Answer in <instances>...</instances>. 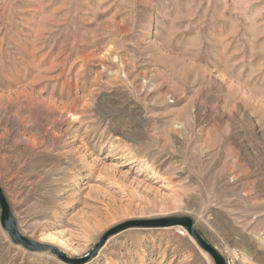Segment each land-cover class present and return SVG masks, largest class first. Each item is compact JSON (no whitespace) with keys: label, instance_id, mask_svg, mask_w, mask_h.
Instances as JSON below:
<instances>
[{"label":"rangeland","instance_id":"rangeland-1","mask_svg":"<svg viewBox=\"0 0 264 264\" xmlns=\"http://www.w3.org/2000/svg\"><path fill=\"white\" fill-rule=\"evenodd\" d=\"M0 189L69 259L188 217L225 264H264V0H0ZM96 258L214 264L178 226ZM0 264L67 263L0 221Z\"/></svg>","mask_w":264,"mask_h":264},{"label":"water","instance_id":"water-1","mask_svg":"<svg viewBox=\"0 0 264 264\" xmlns=\"http://www.w3.org/2000/svg\"><path fill=\"white\" fill-rule=\"evenodd\" d=\"M0 210L1 216L0 221L3 229L9 234L12 241L16 245H22L27 249L32 251H51L57 258L67 264H83L88 260L95 257L96 252L98 249L105 243V241L114 236L115 234L124 231L129 228H167V227H183L193 241L197 244V246L207 253L213 260L214 264H225L224 259L222 256L208 243H206L202 237L195 231L193 227V222L188 217H169V218H161V219H154V220H132L127 221L122 224H119L110 230H108L103 236L101 237L98 244H96L94 251L85 259H69L63 253H61L56 248L49 246V245H40L31 242L30 240L22 237L16 229V224L14 218L11 214L9 204L0 189Z\"/></svg>","mask_w":264,"mask_h":264},{"label":"bare ground","instance_id":"bare-ground-1","mask_svg":"<svg viewBox=\"0 0 264 264\" xmlns=\"http://www.w3.org/2000/svg\"><path fill=\"white\" fill-rule=\"evenodd\" d=\"M98 261H99V258H96V259L93 261L92 264H96V263H98Z\"/></svg>","mask_w":264,"mask_h":264},{"label":"built area","instance_id":"built-area-1","mask_svg":"<svg viewBox=\"0 0 264 264\" xmlns=\"http://www.w3.org/2000/svg\"><path fill=\"white\" fill-rule=\"evenodd\" d=\"M226 263H227V264H233L232 262H229V263H228V262H226Z\"/></svg>","mask_w":264,"mask_h":264}]
</instances>
